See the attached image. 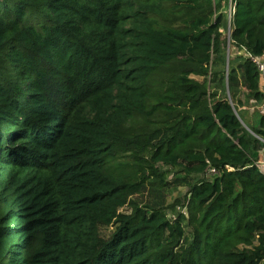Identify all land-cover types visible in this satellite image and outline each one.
<instances>
[{
	"label": "trees",
	"instance_id": "trees-1",
	"mask_svg": "<svg viewBox=\"0 0 264 264\" xmlns=\"http://www.w3.org/2000/svg\"><path fill=\"white\" fill-rule=\"evenodd\" d=\"M227 43L264 55V0H0V264H264Z\"/></svg>",
	"mask_w": 264,
	"mask_h": 264
},
{
	"label": "rangeland",
	"instance_id": "rangeland-1",
	"mask_svg": "<svg viewBox=\"0 0 264 264\" xmlns=\"http://www.w3.org/2000/svg\"><path fill=\"white\" fill-rule=\"evenodd\" d=\"M227 34V33H226ZM228 44V58L231 56L233 59H238L240 56H245L244 51H241L234 46H232L230 43ZM246 57V56H245ZM226 70H229V65L226 66ZM229 88V87H228ZM227 94L230 95L229 89L227 90ZM238 98L241 100L242 105H240V111L242 115L245 117V119L249 122L250 125L257 127L259 126L260 117L263 115L262 111V105H263V99L262 101H257L254 98H249L246 92L243 91V89H240L238 91ZM261 139V138H260ZM263 140V139H261ZM264 141V140H263ZM263 156H264V150L260 152V157L258 161L260 162V165L263 166ZM187 192L186 187H179L178 189L174 190L172 192V195L170 197V203L172 204L176 199L178 198H184L185 194ZM111 228H103L102 233L104 235H109Z\"/></svg>",
	"mask_w": 264,
	"mask_h": 264
},
{
	"label": "built area",
	"instance_id": "built-area-1",
	"mask_svg": "<svg viewBox=\"0 0 264 264\" xmlns=\"http://www.w3.org/2000/svg\"><path fill=\"white\" fill-rule=\"evenodd\" d=\"M244 53L246 58H249L250 60H252L258 67V70L261 74V79H262V92H263V105H262V111L264 113V55L261 57H256L253 56L252 53H250L249 51L244 49ZM263 166L260 165L261 161H257V165L263 169L264 168V156H263ZM213 172V171H212Z\"/></svg>",
	"mask_w": 264,
	"mask_h": 264
}]
</instances>
